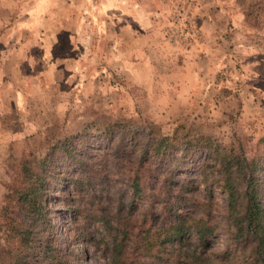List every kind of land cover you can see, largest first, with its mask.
<instances>
[{"label":"rangeland","instance_id":"1","mask_svg":"<svg viewBox=\"0 0 264 264\" xmlns=\"http://www.w3.org/2000/svg\"><path fill=\"white\" fill-rule=\"evenodd\" d=\"M146 1L116 0L112 8V0H0V210L15 208L9 186L22 160L33 167L57 143L81 134L79 144H90L78 155L79 164L65 163V190L51 203L53 234L34 240L38 248L50 241L70 263L110 262L111 235L95 215H107L113 227L120 215L141 228L139 234L152 214L163 223L158 206L148 207L146 195L132 199L128 189L139 143H185L203 135L237 160L258 161L264 178V0H164L149 14ZM17 23L21 28L12 31ZM161 75H168L172 87L158 83ZM110 130L114 142L130 148L119 162L104 152L103 133ZM172 153L165 171L172 168L181 187H191L182 193L189 201L180 213L215 227L203 256L217 261L228 250L233 261L245 258L249 251H241L226 220L225 196L214 188L208 194L193 170L204 154L196 150L177 161L181 151ZM161 168L151 160L139 170L143 193L159 185ZM72 179L83 182L77 190L69 185ZM88 186L102 196L105 212L91 205L88 190L78 192ZM65 203L79 213H69ZM126 204L133 206L130 211ZM40 257L37 264H56Z\"/></svg>","mask_w":264,"mask_h":264},{"label":"trees","instance_id":"2","mask_svg":"<svg viewBox=\"0 0 264 264\" xmlns=\"http://www.w3.org/2000/svg\"><path fill=\"white\" fill-rule=\"evenodd\" d=\"M103 135L108 141L104 149L106 155L113 154V158L119 162L129 154L130 148L120 144V140L114 142L115 136L111 130L104 131ZM81 139L82 135L79 134L57 143L33 167L27 159L21 161L18 177L9 186L15 208L12 210L6 206L0 210V258L2 255L7 256V260H2L0 264H37L39 253L42 261L75 264L62 259L50 241L38 248L34 246V240L38 234H53L55 223L51 217V203L60 201L57 194L65 190V187L60 190V182L68 179L63 171L65 163L73 159L75 164H79L81 159L78 155L87 153L90 141L79 144L77 140ZM136 146L140 156L128 189L131 190L132 199L146 195L148 207L158 206L163 212V223H157L152 214L151 224L147 226L143 222L142 228L146 229L143 234H139L141 228L132 227L130 221L121 220L120 215L116 227L110 224L107 215L93 216L92 219L111 235V260L108 264H264V178L259 174L263 169L258 161H247L245 158L237 160L231 151L224 152V149L203 135L185 143L177 138H164L151 139L147 144L139 143ZM96 148L103 150L101 145ZM172 149L175 153L181 151V156L176 157L177 161L183 160L185 156L190 157L196 150L204 154L194 164L193 170L198 171L208 194L212 195L213 190L217 189L225 196L228 206L226 220L235 229L234 239L242 243L241 251H249L245 258L239 257L233 261L234 257L228 250L217 261L203 256L207 250L204 248L209 245L208 237L213 234L215 227L203 217L180 213V207L186 206L189 201L182 193L188 192L191 187H181L177 178L171 176L172 168L165 171V159ZM57 155L62 156L57 159ZM151 160L162 167L159 174L163 177L157 178L162 179L159 185H148L146 194L143 193L144 182L139 170ZM78 170L74 168L75 172ZM84 180L87 185H91L88 177ZM190 181L193 182L192 179ZM82 183L79 179L69 181V185L76 190L77 185ZM81 190H88L91 194L89 198H92L91 205L105 212L100 205L102 196L95 194L89 186L78 192ZM70 206L64 205L66 209L71 208L69 213L77 215L79 209ZM125 206L128 211L133 207L131 204ZM189 235L196 238L197 244L188 243Z\"/></svg>","mask_w":264,"mask_h":264},{"label":"crops","instance_id":"3","mask_svg":"<svg viewBox=\"0 0 264 264\" xmlns=\"http://www.w3.org/2000/svg\"><path fill=\"white\" fill-rule=\"evenodd\" d=\"M163 1L164 0H148V2L146 1V3L148 4V14H149V9H151L152 8V5H156V4H158V3H163ZM116 0H112V2H111V7L112 8H116ZM119 16H123V15H119ZM21 25L22 24H20V23H17L16 25L14 24V28H12V31H14V29L15 28H17L16 26H18L19 27V29L21 28ZM26 24H23V26L22 27H24ZM6 28H7V25H6ZM135 38V37H134ZM132 42V43H130V42ZM152 42L150 41V44H151ZM128 44L130 45V49H132V48H134V47H132V46H134V42H133V37L132 38H129V40H128ZM132 45V46H131ZM151 68L152 67H150V65L148 64V72L150 71V72H152L151 71ZM149 81H150V75L148 74V83H149ZM158 83L160 84V83H164V85H165V83H166V87L165 88H169V87H172V86H170L169 84H168V75H166V76H164V79H163V75H161L160 76V81H158ZM153 84V83H152ZM174 85H178L179 87H180V84H174ZM163 87V86H162ZM172 89H176V88H172ZM175 91V90H174Z\"/></svg>","mask_w":264,"mask_h":264}]
</instances>
